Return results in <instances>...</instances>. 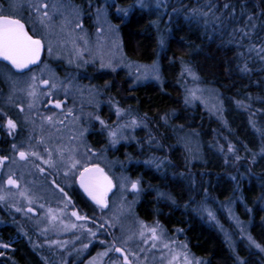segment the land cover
I'll list each match as a JSON object with an SVG mask.
<instances>
[{
	"label": "trees",
	"instance_id": "1",
	"mask_svg": "<svg viewBox=\"0 0 264 264\" xmlns=\"http://www.w3.org/2000/svg\"><path fill=\"white\" fill-rule=\"evenodd\" d=\"M205 2L207 0H169L168 10L171 11L172 7L179 8L181 4L196 7L198 3L202 5ZM224 2L225 0H217L218 6ZM231 2L237 7L236 18L225 20L224 24L211 21L207 25L204 23L201 25V22L186 20L183 10L179 14L173 13L168 26L171 31L166 37L163 50L158 44L157 29L152 24V21L159 20L155 11L137 9L128 17L121 19L114 8H109L112 23L118 25L125 55L132 61L142 64L158 61L162 77V83L149 82L134 86L131 77L124 71L118 73L112 86L123 101L132 102L141 117L147 114L146 121L155 129L157 136L165 140L166 137L170 138V135L179 132L182 133L180 137H191L198 144L200 152L198 157L201 158V162L197 161L198 157L194 152L187 149L186 160H192L190 164H193V169L190 172H183L187 183L184 186L188 192L190 191L189 194L193 193L191 196L195 201H202L203 205H212L216 219H209L204 211L199 222L187 216V235L194 251L208 264H237V255L245 260L246 264H264V251L250 245L244 233L235 230L221 210L216 212L214 210L221 202H232L238 217L248 224V234L264 245V158L260 155L264 138L257 131L264 129V112L259 111L264 109V61H261L255 52L247 51L248 40L243 42L244 47L239 46L236 43V34L232 31L236 27H243L247 23V17L252 16V23L256 27L248 31L252 36L251 43L259 47L261 39H264V0ZM97 3L100 4V0ZM112 3L127 8L134 0H113ZM241 9L243 15L240 14ZM164 22L163 19L159 22L160 32ZM240 52L244 55H238ZM182 60L193 67L203 85L217 91L220 101L223 102L224 119L216 118L201 103L185 104L184 80L180 75ZM244 62L253 69L251 73L239 71ZM98 78L105 81L110 76L101 74ZM236 101H244L251 107H238ZM165 114L168 116L167 123L162 119ZM252 121L255 122L256 128L252 127ZM228 141L237 146L244 159L233 163L229 154V163L224 162L225 154L218 150L217 145H224L227 148ZM164 142L167 143V140ZM242 145H246L251 152H245ZM251 153L257 154L255 163H251ZM177 154V150L172 152L173 161ZM171 166L169 170L174 171V165ZM150 171L152 169L148 168L146 175L147 177L151 175L150 184L155 187L160 182ZM189 175L195 178L194 186L188 179ZM232 177L236 179L233 180ZM171 182L172 191L181 198L184 194L181 185L175 180ZM151 205L148 195L140 207V212L147 218L152 216ZM167 222L183 223L184 219L177 212L168 217ZM221 222L229 233L235 235L234 239L229 240L226 237L221 230ZM5 231H9L12 240L19 238L18 233L1 228V239H5ZM16 248L17 252L14 255L16 259L12 264L24 261L19 245Z\"/></svg>",
	"mask_w": 264,
	"mask_h": 264
},
{
	"label": "snow or ice",
	"instance_id": "2",
	"mask_svg": "<svg viewBox=\"0 0 264 264\" xmlns=\"http://www.w3.org/2000/svg\"><path fill=\"white\" fill-rule=\"evenodd\" d=\"M89 6H92V0H87ZM167 8V0H134V3L129 7H120L115 3L109 4L107 0H105L102 6L95 7V16L97 23L100 24L103 22V25H106L107 32L111 34L114 39L111 40L113 48L121 52V59L117 60L116 63H113V57L107 58L105 60L103 53H100V67L101 68H111L112 71H115L118 66L123 62L125 57L122 54V42L119 36V28L118 25L112 24L108 20V9L114 8L116 14L121 18L128 17L134 10H144L148 9L150 11L159 12L161 8ZM20 9H30L33 13V26L34 29H37L33 32V34L29 33V30L26 28L25 24L22 22L17 15H14ZM183 10L184 16L186 20L196 21L200 23L201 21L207 25L211 21H218L221 24H224L225 20H233L236 18L235 14L237 11V7L231 0H225L222 5L217 4V0H207V2L202 5L198 3L196 7H188L187 5L181 4L179 8L172 7L171 12L174 14H179ZM85 14V10L81 8L79 5H73L67 2V0H13L12 3L8 5V14H5V8L0 6V60L8 62L11 65V68L17 70L14 74H9V72L3 73V75L10 81L13 91H16V86L21 82V78L25 87L20 88L19 91L24 92L28 98L27 108L28 113H26L23 117L25 123L32 125L31 132L29 133L28 139L26 141H22L18 146L16 143L11 144V148L13 152L17 154L20 160H29L34 157L38 160H42L44 164L48 165L53 169L59 170V167H63L67 169V172L64 173L67 179H71L72 182L78 180L80 187L87 193V195L91 198L92 201L103 211L104 209H109L111 216L105 220L110 227H115V224L120 219V215L125 209V197L123 193L127 192L129 189L132 194L135 196H139V194L143 191L141 186V180L137 178L136 180H132L129 177L121 176L119 185L114 183L112 176L108 174L104 170V168L100 167L99 164L96 163H88L93 155H96L95 151L91 148L90 145L86 143L84 140L85 134L88 129L83 126L81 121L82 116L87 117L88 123L92 121L98 122L101 125V129L107 131L109 145L114 146L120 143L121 140H128L130 137L125 135L128 129L135 130L137 127L143 126L147 128L148 125L145 122L147 119V114H144L142 117H137L131 114L128 109H125L120 106L119 101H116L114 98L109 97L108 105L111 110L114 111V115L116 116L117 123L115 126H111L108 122L101 117L98 112L100 101L97 97L100 95L99 89H96L95 86H91L89 90V104L93 106L94 111H90L85 113L83 105L80 106L79 115L74 111L75 102L73 101L72 106H67L64 99H47L44 100V97L51 98L56 92H63L65 97L72 95L71 89L76 88V91L83 95V88L78 85H73L72 81L69 80L67 83L64 81L54 80L52 76L48 78H44L43 70H33L31 66L38 65L41 62V54L45 50V40L41 38V36H49L53 31L54 20L57 15L60 17L59 27L61 31H64L69 24H72L73 21L68 19V16L71 15L74 18V28L80 29V32L76 34L75 37H72V33L69 32L68 35L71 38V43L73 45V51L76 56L79 58L82 54V50L77 46V40H82L85 44H87L86 32L84 30L82 15ZM240 14L243 15V9L240 10ZM223 17V19H221ZM169 20H171V16H169ZM253 17H247V23L243 27H236L232 31L236 34V43L244 47V41L248 40L249 44L246 46L247 51L249 53L255 52L256 56L264 61V39H261L259 47L257 45L252 44V36L248 29H255V24L252 23ZM153 26L156 27L158 32V44L161 50L164 49L166 44V36L160 32L159 29V20L152 21ZM105 28L103 26L98 28V32H104ZM166 31L170 32V29H166ZM67 42V41H65ZM99 50V46H98ZM47 52L49 55L53 53V46L51 39L47 42ZM238 55L243 56L244 53L240 52ZM249 59L251 57L249 56ZM69 63H72V60H69ZM87 63V61H85ZM182 63L181 77L188 76L192 78L194 84L200 80L199 75L193 69V67L188 64ZM126 67L134 69L135 73H139L136 76L137 81L154 79L156 81H160L162 83L161 75H160V67L158 61H153L150 65L137 64L135 62H130ZM5 68L8 65H4ZM47 68V65H45ZM239 71L242 73H251L253 71L252 68L248 66L247 62H244L242 66H240ZM13 75L17 77V79H13ZM259 83V82H258ZM204 92L205 89L199 87V84H196L195 87H185V96L184 102L185 104H192L198 100H204ZM216 99L217 103H213L209 107V111H214L216 113H222L223 110V102L219 100L218 95H210L209 99ZM11 100V97H9ZM42 103L51 104L54 106V109H59L60 112L49 109L51 111V115L40 114L39 105ZM238 107L250 108L251 106L246 104L244 101H236ZM16 107L20 109V112H24V106L22 104H16ZM35 110V115L39 117V138L36 140V143H33V135L32 133L37 130V122L32 118L33 111ZM264 112V109L259 110ZM2 112V109H0ZM4 117L6 119V128L9 135H13L14 131L17 129L18 125L15 120L7 116V113H4ZM71 118V123L73 125H79L78 134L72 135L68 138V144L57 143L55 147L49 146L48 141L53 139L51 132L48 133L47 138L45 135V126L47 125L49 129H54L56 132L60 131V126H66L65 121H68ZM127 118V119H125ZM221 119H224L221 115ZM162 119L167 123L168 116L165 114ZM224 123L227 124V121L224 120ZM252 127L256 128V124L254 121L251 122ZM260 132L262 138H264V129H257ZM135 138V137H131ZM78 141L79 143H74ZM156 142V146L158 148H162L163 145L156 140V137L151 135L148 139V144L151 145L153 142ZM43 146V152L45 155H41L40 151L35 150L36 148ZM187 147V145H185ZM218 150L225 154V163H229L228 155L231 154L232 162H238L244 157L240 155V150H238L237 146L234 145L231 141L227 142V148L224 145H217ZM242 148L245 152H251L250 149L247 148L246 145H242ZM82 149V151H81ZM256 153H251L252 160L251 163L256 162ZM260 155L264 158V147L260 149ZM79 157V158H78ZM10 157L7 155H0V167H2L5 161L9 160ZM171 164V161L168 160V157H152L146 164L154 165L157 170H160L161 167L165 164V162ZM40 171H45V169L39 168V165H34ZM59 166V167H58ZM180 175H184L181 173ZM15 173L11 171L7 175L6 185L13 186L16 189H20V181L18 178H14ZM188 179L191 182V185H195V178L192 175L188 176ZM233 180L236 177H232ZM53 184L56 185V188L59 189V192L62 193L67 199L61 201L64 204L65 208L68 207L69 204L72 203V197L68 195L64 188H62L59 184H56L55 180H53ZM71 186V184L69 185ZM121 194V202H119L115 209H111L109 207V193L112 192L113 188H117ZM194 190V188H193ZM16 195L20 197H24L27 200V203L31 205L33 203V197L30 196L27 190L18 191ZM159 197L166 198L172 200L175 203L174 198L170 193L159 192L157 193ZM13 196V193L9 189L5 191L3 187H0V203L7 202L8 199ZM205 198H207V190H205ZM242 199V196L240 197ZM195 203V200L192 201ZM15 207V205H13ZM43 207V205H41ZM201 211L207 212L209 219L215 220L216 217L214 213L207 208V206H202ZM17 212L25 211V209L17 207ZM34 211L32 208H28L25 211L27 212ZM59 214H57V210H53L51 208L48 209L47 216L50 221L51 227H57V221H59V226L62 231H69L71 229H80L86 231L87 234L96 238L97 233L93 231L92 228H87L85 224L77 225L75 223L65 222L61 216L64 212V209L58 210ZM231 214V210L229 209ZM71 216L75 217L77 220H85L90 219L87 216H82L79 211L73 210L71 212ZM237 219V224L240 225L241 222ZM218 223V221H217ZM138 228L134 232H129V234L121 240L123 245H127L129 242L136 240L137 238L142 244L149 245L150 248L155 249L158 245L162 250H167V256H165L162 252L161 259L166 260V264H208L207 261L196 257L191 251L188 249L186 243L179 241L168 235L167 230L160 224L157 220L154 224L149 225L144 221L137 220ZM103 227V225H101ZM45 229L44 231H46ZM123 230V228H122ZM223 230V229H222ZM178 232H182L183 229H177ZM241 232H244L243 227L241 228ZM111 235V233H109ZM247 239L250 242V245L255 246L261 251H264V245L258 243L251 234H246ZM227 236V233H226ZM79 239V236L76 237ZM230 240V237H228ZM91 242V241H90ZM51 244H57L60 247H65L67 242L61 241H50ZM102 244H108L105 251L102 253H98V256H107L110 252L119 253L120 256L111 261V264H133V260L129 259V256L139 259L137 253L127 249L126 247H117L115 241L109 243L107 241H101ZM88 244H83V249L88 248ZM231 246V245H230ZM11 248L10 243H0V257H5L6 252L3 250ZM141 251H144L141 248ZM237 264H246V261L240 258L238 255L236 257ZM89 264H96V258H93Z\"/></svg>",
	"mask_w": 264,
	"mask_h": 264
},
{
	"label": "flooded vegetation",
	"instance_id": "3",
	"mask_svg": "<svg viewBox=\"0 0 264 264\" xmlns=\"http://www.w3.org/2000/svg\"><path fill=\"white\" fill-rule=\"evenodd\" d=\"M74 1L75 5H79L85 10V14L82 17L84 30L90 38H93V36H96L93 34L94 30L98 31L97 21L94 20L93 14L95 13V7L100 5L97 3L99 0H92V6H89L87 0ZM12 2V0H0V6L2 5L5 10H7L8 5ZM94 3H97V5L94 6ZM14 14L22 20L30 34H33V32L37 30L34 29L33 26V13L31 11L24 10L22 15L17 13ZM58 21L59 20H54L53 27L58 26ZM73 25L74 24H72V27ZM76 31H80V29H77ZM52 35L53 33L49 36H41V38L45 40V50L41 62L38 65L32 66L33 70L38 71L42 69L44 77L47 76L46 73H48L49 70L52 73L57 74L56 77L58 76L59 80L64 81L65 83L69 80L74 81V78L75 82L79 83L78 85L80 87L83 86L82 88H85L86 86L85 89H87L88 92L91 86H95V88L100 91V95L97 97V99L101 102L98 112L101 117L113 127L117 123V120L114 115V111L110 109L107 103L109 97L119 101L120 106L128 109L132 115L141 117L139 110L134 108L131 101H123V99H121L113 90V80L116 79L118 73H124V71H126L128 76H130L126 68L117 67L115 71H112L111 68H101L100 62L98 61V63L93 60L85 63L86 60H84L81 64H71L64 63L63 60L50 57L47 52L46 43L47 38L50 39L49 37ZM80 57L90 58V55L81 54ZM6 64L8 65L7 68L4 67ZM45 65H47V68H45ZM4 70H10L12 73L17 72L14 68H11V65L0 60V71L3 72ZM69 71L73 72V76L70 74L66 76V73ZM101 74H105L107 76L109 75L110 78L105 81H101L98 78ZM70 77L72 78L69 79ZM132 85L137 86L140 84L132 79ZM23 87H25V85ZM19 89L20 88L16 87V91H13L10 81L0 74V109H2V112H0V155H7L9 157L13 153L11 144L16 143L19 146L22 141H26L32 128V125L25 123L23 119L24 115L28 113V98H22L25 93L19 91ZM63 96L62 92H58L56 95L54 93L51 98L44 97L43 99H64L67 106H72L74 101V111L76 113H79L81 105H83L85 110H95L88 102L90 99L89 94L87 96L85 93V101L80 103H77L73 98L69 99V97ZM9 97H11V100ZM16 104H22L24 106L23 113H21L20 109L16 107ZM49 109H52L57 113L60 112L59 109H54V106L51 104L42 103L39 105L40 114L51 115V111H49ZM4 113H7L8 117L17 122L18 127L14 131L13 135L8 134L5 126L6 119L4 117ZM32 116H37L35 115V110L33 111ZM86 121V116H83L80 121V123L88 129L84 140L96 153V155L91 157L88 163L99 164L100 167L104 168V170L112 176L114 183L117 185H119L120 181L116 175L117 171H122L123 174H127V177L132 180H136L137 178L141 180L143 191L138 197L135 196L136 200L134 201L133 208L129 210L127 208V204L125 205V209L128 210L127 212L129 217L131 216L130 212H132L136 219L144 221L149 225L154 224V222L158 220L167 230L169 236L186 243L192 254L204 260V258L191 247L190 238L187 235L188 227L186 226L188 224L187 216L195 218L198 222L199 219L203 218V211L200 210L203 206V202L199 200L195 201V203L192 202L195 200V198L192 197L193 193L189 194L190 191L188 192L184 186L187 185L186 180L183 177L184 175H180L185 171L190 172L193 169V164H190L192 160H186L188 153L187 149L194 152L197 157L200 156L197 142H195L196 150H193V147L189 144V139H182V137H180V134L182 133L175 132L170 135V138L169 136L166 137L165 140H167V143H165V140H163L161 136H157L154 131L155 129L151 128L149 126L150 124L145 121L148 125L147 128L141 126L137 127L135 130H127L132 133V137H135L134 139L131 138L128 140H121L120 143L110 146L107 131L102 130L101 125L98 122L92 121L91 123H88ZM57 127L61 129L63 126L58 125ZM150 134L155 136L156 140L163 145L162 148H158L155 141L151 145L148 144ZM167 135L168 134H166V136ZM38 138L39 136H37L36 140H38ZM52 142L54 143V140ZM185 145H187V147ZM40 147H42L41 150H43V146ZM176 150L178 151V154L175 157V161H173L171 154ZM42 153V155L46 156V153ZM165 156L168 157L171 164L166 161L160 170H157L154 165L145 163L152 157L160 158ZM197 159V161L201 162L200 157ZM106 160L109 161L108 164L110 168H108ZM24 163H26L25 171L23 172L24 176L22 177V183L20 184L19 190H27L28 194L33 197V203L29 205L24 197H20V205L21 208L25 209V211H27L28 207L34 209V211L27 212V215L25 214V211H22L19 212L18 217L13 218L11 209L7 210L0 205V229L11 230L19 235L17 240H12L9 231H5V239L3 240L0 237V243L11 244V248L3 250L6 252V256L0 257V264H12L13 260L16 259L14 255L17 252V245H19L21 250L20 254L24 259V261L18 264H89L93 258H96V264H111V261L116 260L120 256L119 253L110 252L107 256L97 255L98 253L104 252L108 246V244H102L101 241H107L109 243L115 241L117 247H123V244L121 243L125 234L122 230L123 226L115 224V227H110L107 223H105V220L109 218V209L101 211L95 202L92 201L87 193L80 187L78 180L72 182L71 179H67L64 175V173L67 172L66 168L58 166L59 170L56 169L51 178L47 179L46 177L39 175L36 169L37 167L34 166L36 165V161L33 158H30ZM171 165H174V171L169 170L172 167ZM3 167L4 165L1 167V170ZM29 168L33 169L32 177L28 176L30 173L28 172ZM148 168L152 169L150 172L156 175L158 177V181L160 182L155 187H152L150 184L151 175L149 177L146 175ZM53 180H55L56 184H59L62 188H64L68 195L72 197V203L69 204L67 208H65L64 204L61 203V201H64L67 198L59 192V189H57L56 185L53 184ZM173 180L181 185L179 186L184 193L183 196H181L183 200L177 197L176 193L172 191L171 181ZM70 184L71 186H69ZM41 188H43V192H47L41 193ZM117 191L118 187L114 188L112 192L109 193L110 208L112 206V199H114V196H116V198L114 205L112 206L113 208L114 206L116 207L117 202H121V194L118 195ZM158 191L170 193L174 198L175 203H173L170 199L159 197L157 195ZM123 195L126 197V203H129V196L126 193H123ZM148 195L152 202V216L149 218L145 217L140 212V207ZM188 195L190 196L187 201ZM195 195L197 197V193H195ZM41 205H43V207H41ZM49 208L57 210V214H59V209H64L61 218L65 222L75 223L77 225L85 224L87 228H92L93 231H96V238L90 237L86 231H83L82 233V231L78 228L71 229L69 231H62L59 226V221L56 222L57 227H51L47 216ZM73 210L79 211L82 216H87L90 219L87 221L77 220L75 217L71 216V212ZM177 212L183 216L184 222L169 224L167 222L168 217L173 216ZM101 225H103V227H101ZM129 228L130 227L126 228V232ZM45 229L47 230L44 231ZM177 229H183V231L178 232ZM109 233H111V235H109ZM77 236H79V239H76ZM50 241H61L67 243L65 247H60L57 244L49 243ZM83 244H88V248L83 249ZM129 259L133 260V264H138L134 261V257L129 256Z\"/></svg>",
	"mask_w": 264,
	"mask_h": 264
},
{
	"label": "rangeland",
	"instance_id": "4",
	"mask_svg": "<svg viewBox=\"0 0 264 264\" xmlns=\"http://www.w3.org/2000/svg\"><path fill=\"white\" fill-rule=\"evenodd\" d=\"M49 2H51V0H49ZM67 2L70 3V4L75 5V1L74 0H67ZM104 2H105V0H100V5L99 6H102L104 4ZM111 2H113V0H107V3L111 4ZM168 4H169V0H167V5ZM96 5H97V3H94V6H96ZM153 7H154V0H153ZM24 10L25 11L26 10L31 11L30 9H20L16 13L22 15L24 13ZM5 14H8V9L5 10ZM156 14L158 16L159 22H161V19L165 20L164 26H163V28H161V32L167 37L169 32L166 31V29H170L168 27L169 26V23H170L169 16L172 17V14L173 13L168 10V7L166 9L162 7L159 12H156ZM93 16H94L93 17L94 20L97 21L96 20L95 13L93 14ZM82 17H83V15H82ZM68 19L70 21H73L74 20V18L71 15L68 16ZM55 20H59V21L57 23L58 26L53 27V31H52L53 35L51 37H49L51 39V41H52V46H53V53H52V55H49L50 57L63 60L64 63H69V60L71 59L72 60V63L71 64H74V63L81 64L84 60H86V61H92L93 60V61H96V62L97 61L100 62V53L102 52L105 60H107V58H109V57H113V63L114 64L116 63L117 60H120L121 59V52L116 51L113 48L112 43H111V40L114 39V37H112L111 34H109L107 32V30H106L107 26L106 25H103V22H101L100 24L97 23V29L99 27L103 26L105 28V31L104 32H98L97 30L96 31L94 30L93 34H95L96 36H93V38H90V36L86 33L87 44H85L82 40H79V39L77 40V46L82 50V54L90 55V58L89 57H79L78 58L76 56L75 52L73 51V45L71 43V38L72 37H75L76 34L80 32V31H76L77 29H75L73 31L72 28H74V25L72 27V24H74V21H73L72 24H69L68 27L64 31H61L60 30V27H59V23H60V17H59V15H57L55 17ZM108 20L112 23V21H111L112 19H111L109 10H108ZM112 24H114V23H112ZM202 24H203V22L201 21V25ZM69 32L72 33V37H69V35H68ZM119 36H120V34H119ZM48 40L49 39L47 38V42H48ZM120 40H121V38H120ZM65 41H67V42H65ZM98 46H99V50H98ZM121 47H122V45H121ZM122 54H123V57H125L126 59H124L123 62L118 67H124V68H126L127 71L130 74V77L135 82H137L138 84H145V83H149V82H159V83H161L160 81H156L154 79L137 81L136 80V76L139 75V73H135L134 72V69L125 66L128 63L134 62V61H132L131 59H129L125 55V52H124L123 48H122ZM77 62H79V63H77ZM135 63L142 64V63H138V62H135ZM143 65H150V64H143ZM159 67H160V65H159ZM5 72H9L10 75L11 74H14L10 70H4L3 72L0 71V74L2 76H4L3 73H5ZM68 74H70L71 76H73V72H70L69 71L68 73H66V76ZM46 75L47 76L44 77V78H48L49 76H52L54 80H59L58 76L56 77L57 74L52 73L49 70H48V73H46ZM160 75H161V70H160ZM71 78L72 77H70L69 79H71ZM13 79H17V77L15 75H13ZM161 79H162V77H161ZM181 79L184 80V83H183L184 90H185V87H189V88L195 87L196 84H199V87L205 89V92H204V100L203 101L198 100V101H196L194 103H201V105H203V107L205 109H207L208 111H209V107H210L211 104L217 103V100L216 99H214V98L213 99H209L210 95H218L217 91L214 88L209 87V86H206V85H203L200 80L197 81L194 84V82L192 81V78L191 77H188V76L181 77ZM73 80H74V81H72L73 85H78L79 84V83L75 82V79L74 78H73ZM59 81H61V80H59ZM24 85L25 84L23 83V80L21 78V82L18 83L16 87L17 88H21ZM85 88H86V86H85ZM85 88H83V95H81L79 92L76 91V88L74 87V88L71 89L72 95H69L67 97H69V99L70 98H73L77 103L84 102L85 101V97H86L85 96V93H86L87 96L89 94L88 90L85 89ZM56 93L58 94V92H56ZM56 93H55V95H56ZM62 95H64L63 92H62ZM26 97L27 96L24 95L22 98L25 99ZM218 97H219V95H218ZM219 100H220V97H219ZM194 103H192V104H194ZM84 111L86 113V112H90L91 110H85L84 109ZM210 112L216 118H220L221 115H222V113H216L214 111H210ZM77 115H79V113H77ZM82 117H81V119H82ZM32 118L35 119L36 122H37V130H36V132L32 133V135L34 137V139H33L32 142L33 143H36V138H37V136L40 135L39 128H38V125H39V117L32 116ZM65 125L66 126H63L60 129L59 132H56L54 129H49L47 125L45 126V135H46V138H47V135H48L49 132H51V134L53 136V139L51 141H48V143H49V145L51 147H55V144H57L58 141H59V143L68 144V138H69V136L77 135L78 134L79 126L78 125H73L71 123V118L68 121H66ZM125 135H128L130 137L129 139H131V137H132V133L129 132V131H127L125 133ZM182 139H189V144H191V146L193 147L192 149L193 150H196V143H195L194 139H191L188 136H184ZM53 140H54V143L52 142ZM74 143H77L78 144L79 142L76 141ZM262 147H264V146H262ZM41 148L42 147H38L35 150L40 151V153L42 155L43 154L42 153L43 150H41ZM32 158L36 161V165H39V168L45 169V171H40L38 168H36L37 169V172L39 173V175L40 176H44L47 179H50L51 176H52V174L55 173L56 169H53V168L49 167L48 165L44 164V162L42 160H38V159H36L34 157H32ZM26 161L25 160H20L19 156L13 152L10 155V159L7 160V161H5L4 167L1 170V174H0V187H3L5 191H8L10 189L11 192L13 193V196H11L8 199L7 202L0 203V205L3 206L7 210L11 209V214H12V217L13 218L18 217V215H19V212L16 211V208L17 207H20L21 208V205H20V196L16 195V193L18 191H20V190L16 189L13 186H7L6 185V179H7V175L11 171L12 173H15V177L14 178H18L19 181H20V184H21L22 183V177L24 176L23 175L24 174L23 172L25 171V164H26L24 162H26ZM106 161H107L106 164H107L108 168H110V166L108 164L109 161L108 160H106ZM28 172H30L28 176L29 177H32L33 169L32 168H29L28 169ZM116 175L118 176L117 178L119 180H120V177L121 176H126V177L128 176L125 173L123 174L122 171H117V174ZM41 189H42V192L41 193L47 192V191H44L43 192V188H41ZM117 192H118V195H120L119 191H117ZM125 193L129 196L130 202L129 203H126L127 201L125 199L124 203H125V205L127 204V208L130 210V209L133 208L134 201L136 200L135 199V195L132 194V192H131L130 189L127 192H125ZM113 198L114 199H112V201H113L112 202V206L114 205V201H115L116 196H114ZM118 203L119 202H117L116 205ZM13 205H15V207H13ZM112 206H111V208H113ZM203 206H205V205H203ZM206 206H207V208L209 210H211L214 213L213 207H212L211 204H206ZM28 208H30V207H28ZM214 208H215L214 209L215 212L221 210L225 214V219L234 226V229L235 230L236 229L237 230H241V228L243 227V229H244V232L243 233L247 237L246 234H248V232H247L248 231V224L247 223H244L241 220V218L238 217V214L235 212V208H234V205H233L232 202L231 203H228V202L222 203L221 202V203H219L217 205V208L216 207H214ZM113 209H115V206H114ZM229 209L231 210V214L229 212ZM127 211L128 210L124 209L123 212H122V214L120 215L119 221L116 222V225L123 226V231L125 232L124 238L129 234V232H134L138 228V224H137V220L138 219H136V217L132 214V212H130L131 213V216L129 217V214H128ZM205 213H207V212H205ZM110 216H111V213L109 214V217ZM233 216L236 217V218H238V220L241 222L240 225L237 224V219H234ZM217 219H219V217ZM220 225H222L221 226V230L223 229L222 231L224 232V234L226 235V233H227V236L226 237L227 238L230 237V239H232V238L234 239V236L235 235L232 232L229 233L228 230H226V227H225V225L222 222H221ZM127 227H130V228L127 229L128 231L126 232V228ZM240 237H241V235H240ZM123 247H126L127 249H130L131 251H134V252L137 253V256L139 257V259L134 258V261L137 262L138 264H166V260H163L162 261L161 255H162V252H163V254L165 256H167V250H162L159 245H158L157 248L152 249V248H150L149 245L142 244L139 241V239L137 238L136 240L129 242L127 245H123ZM141 248H143L144 251H141Z\"/></svg>",
	"mask_w": 264,
	"mask_h": 264
},
{
	"label": "water",
	"instance_id": "5",
	"mask_svg": "<svg viewBox=\"0 0 264 264\" xmlns=\"http://www.w3.org/2000/svg\"><path fill=\"white\" fill-rule=\"evenodd\" d=\"M43 54H44V51L42 52V54H41V59H42V57H43ZM3 61V60H2ZM6 62V61H5ZM6 63H8V62H6ZM10 65V64H9ZM34 66V65H33ZM32 67V66H31ZM16 70V69H15ZM17 71V70H16ZM0 170H1V167H0ZM114 189V188H113Z\"/></svg>",
	"mask_w": 264,
	"mask_h": 264
}]
</instances>
